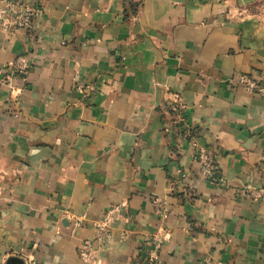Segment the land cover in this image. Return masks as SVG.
I'll return each instance as SVG.
<instances>
[{
  "label": "crops",
  "instance_id": "crops-1",
  "mask_svg": "<svg viewBox=\"0 0 264 264\" xmlns=\"http://www.w3.org/2000/svg\"><path fill=\"white\" fill-rule=\"evenodd\" d=\"M7 3L36 14L0 13V264H146L156 238L160 264H264V95L238 82L264 84V0Z\"/></svg>",
  "mask_w": 264,
  "mask_h": 264
},
{
  "label": "built area",
  "instance_id": "built-area-1",
  "mask_svg": "<svg viewBox=\"0 0 264 264\" xmlns=\"http://www.w3.org/2000/svg\"><path fill=\"white\" fill-rule=\"evenodd\" d=\"M8 8L12 10V14L8 19L4 17L3 26H11L14 29L31 28L33 17L36 14L34 9L24 5L13 6L10 3H7L6 6L0 8V13L2 15L8 13ZM9 69L11 76L27 74L29 69L28 59L25 56L17 58L12 64V68H8V70ZM238 82L250 86L259 95H264V84H262L261 80L248 75H241L238 78ZM170 110L173 113L176 131H178L184 138H191L192 130L181 120L183 116V107L179 103H175L170 107ZM195 159L202 165L205 178L212 183H219L221 178L218 174V166L212 155L205 148H196ZM157 213L162 214L161 204H158ZM162 244L163 241L161 238H156L153 241L146 264H160V251Z\"/></svg>",
  "mask_w": 264,
  "mask_h": 264
},
{
  "label": "water",
  "instance_id": "water-1",
  "mask_svg": "<svg viewBox=\"0 0 264 264\" xmlns=\"http://www.w3.org/2000/svg\"><path fill=\"white\" fill-rule=\"evenodd\" d=\"M9 262H10V264H21V262H19V260L14 259V258H11V259L9 260Z\"/></svg>",
  "mask_w": 264,
  "mask_h": 264
},
{
  "label": "trees",
  "instance_id": "trees-1",
  "mask_svg": "<svg viewBox=\"0 0 264 264\" xmlns=\"http://www.w3.org/2000/svg\"><path fill=\"white\" fill-rule=\"evenodd\" d=\"M171 115L173 116V113L170 111Z\"/></svg>",
  "mask_w": 264,
  "mask_h": 264
}]
</instances>
